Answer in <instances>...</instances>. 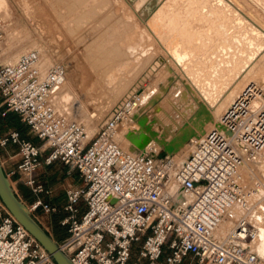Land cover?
Masks as SVG:
<instances>
[{"label":"built area","instance_id":"2783aa9c","mask_svg":"<svg viewBox=\"0 0 264 264\" xmlns=\"http://www.w3.org/2000/svg\"><path fill=\"white\" fill-rule=\"evenodd\" d=\"M39 62L38 51L30 49L13 63H0V118L16 115L38 141L21 138L12 127L0 130V153L13 147L9 158L16 157L13 168L3 172L35 197L26 206L30 214L56 212L38 197L51 195L38 179L41 166L57 161L77 173L83 187L64 190L66 216L59 225L67 227V237L56 242L71 264H181L184 259L185 264H264L253 251L258 228L248 218L254 205L248 206L240 172L245 161L257 163L264 150L263 89L253 83L241 89L177 162L174 154L160 156L159 149L124 150L117 140L119 125L138 107L134 93L85 140L81 124L57 101L64 65L55 62L41 70ZM78 202L85 211L77 219ZM235 206L246 210L245 217L217 238L215 231ZM0 264H54L1 201Z\"/></svg>","mask_w":264,"mask_h":264},{"label":"rangeland","instance_id":"374dc122","mask_svg":"<svg viewBox=\"0 0 264 264\" xmlns=\"http://www.w3.org/2000/svg\"><path fill=\"white\" fill-rule=\"evenodd\" d=\"M138 1L0 0V63H13L30 49L40 53L43 70L52 63H62L66 69L65 83L58 90L57 101L70 119L81 124L85 140L96 133L115 105L134 93L140 98L138 116L145 119V126L160 140L176 141L180 128L183 124L189 126L188 118L202 102L182 75L193 65L201 74V58L213 60L210 81L216 87L222 85L223 78L232 83L240 75L249 78L264 72V46L257 45L256 34L249 29L255 23L245 21L243 12L236 11V2ZM248 6L264 19V0ZM143 10L148 11L146 16H142ZM176 40L189 47V64L184 59L179 65L171 63ZM128 121L117 129L121 145L126 132L139 130ZM16 122L24 137L37 144L26 126ZM8 127L0 123L1 132ZM192 146L184 144L174 154L177 162ZM14 153L13 149L10 155ZM263 159L257 158L253 165L249 161V170L242 172L241 185L254 192L251 198L258 196L259 191L264 196V176L260 171ZM15 160L16 157L11 161ZM43 170H37L39 180H43ZM15 179L9 178L11 188L24 202L13 183ZM20 186L31 196L26 187ZM262 206L264 202L258 209ZM37 220L40 221L38 217ZM259 223L264 225V220Z\"/></svg>","mask_w":264,"mask_h":264},{"label":"bare ground","instance_id":"6f19581e","mask_svg":"<svg viewBox=\"0 0 264 264\" xmlns=\"http://www.w3.org/2000/svg\"><path fill=\"white\" fill-rule=\"evenodd\" d=\"M139 1H141V0H139ZM139 1H138V3H139ZM215 1H216V3H218V0H215ZM226 1L228 3H230L228 0H226ZM231 1L233 3L236 2V4H235L236 5L235 7L237 8L236 11L239 12V10H241L240 12L241 13L243 12V15H245V18H247V20L245 19V21L253 20V22L255 24H253V23L250 24L251 25L249 28L250 32H254L256 34V37L254 40H255V42H257V45L264 46V19L262 17H260L257 13H255L252 7L248 6V4L252 5V3H254V1H257V0H250V2H243V1L237 2L236 0H231ZM146 14H148V11L143 10L142 16H146ZM148 21H151V16L148 18ZM1 41H2V38L0 40V43H1ZM172 47H173V52H172L173 58L171 59L172 60L171 63H173L175 65L176 64L179 65V61H181L182 59H184V61H187L188 64L191 62V60H190L191 56L188 55V53L190 52L189 47L184 46L183 43H181L177 40L175 41V43L173 44ZM205 49L209 50V48H204V51H205ZM38 54L40 57L39 52H38ZM186 55H187V57H186ZM162 59H163V57H162ZM165 62H166V60H165ZM199 62L203 65L201 74L196 72L197 67L195 65H193L192 70H190L189 72L183 71L182 75L184 76L185 80L189 83L191 89L198 93V95L200 96V98L202 100L201 103L209 110V112L211 114V121L207 122L203 126V133L202 134H198L197 138L193 137L190 140V143H187V147L192 146L195 143L199 142V140L203 137L204 132L210 127L211 123L213 121L218 120V118L222 114V112L230 105V103L233 101V99L237 96L238 92L241 91V88L244 85V83L247 82V84H245V86L248 85L249 83H253L258 87H260V85H261L264 88V72H261L258 75L255 74V75L249 76V78H248V76L245 77L244 75H240L236 80H233L234 82H232V83H228L223 78L221 80V82H222L221 86H219V87L213 86L212 81H210V78H211L210 72L212 71L213 60L210 58L206 59L204 57V58L199 59ZM39 67L41 70H43V67L41 66V61L39 62ZM183 69H185V68H183ZM64 83H65V80H64L63 84ZM257 83H259L260 85H258ZM61 86L59 88H61ZM59 88H58V90H60ZM135 95L139 98L138 94H135ZM139 100H140V98H139ZM140 111H141V108H138V109H136L135 112L137 114H139ZM216 117H217V119H216ZM128 122L130 123V126L132 124L133 125L135 124V122H131V121H128ZM129 123H127V124H129ZM127 124H126V126H127ZM118 139L121 140L120 135H118V133H117V140ZM155 139L160 140L157 137ZM179 140H180V137H178L176 141H179ZM124 141H125V143L123 145H121L122 148L124 150H129L131 152H134L133 148H130V143L126 139ZM149 144L150 145L148 148H146V150L155 149V147H158L157 143H155L153 141H150ZM192 149H193V146H192ZM188 153H190V152L188 151L185 154V156L182 158V160L188 155ZM260 157L264 158V152L259 154V156L257 158H260ZM174 159H175V157H174ZM248 163H249L248 161H245L243 166L240 168L242 179L244 176L242 172H246L250 168ZM260 171L262 172V174L264 176V159L262 160V165L260 166ZM241 183H242V181H241ZM242 188H243V186H242ZM243 189L247 193L248 206L254 205L253 206L254 209H253V211H251L248 214V218H250L253 225L258 228L257 234L259 236V239L257 240V242H255L253 244V251L257 255L264 257V225L259 223V222L264 220V206H262L261 208L258 209V206L264 202V196H262L263 192L259 191L258 196L251 198L254 192L249 190V189H246V188H243ZM185 200L189 201L188 198H185ZM245 211H244V209H241V208L236 207V206L229 209L227 211L226 215L224 216L222 222L218 226L217 230L215 231V236L219 239L224 238L230 232V230L233 228L235 222L239 218L245 217Z\"/></svg>","mask_w":264,"mask_h":264},{"label":"water","instance_id":"95a60500","mask_svg":"<svg viewBox=\"0 0 264 264\" xmlns=\"http://www.w3.org/2000/svg\"><path fill=\"white\" fill-rule=\"evenodd\" d=\"M128 120L135 122L139 128L137 132L130 131L124 134L125 139L130 143L134 151H144L149 147L150 141H153L157 143V149L160 150V156H169L175 154L184 144L189 143L193 137L197 138L198 134H202L203 126L207 122L211 121V114L202 103H198L196 109L187 120L189 126L183 124L182 128H180L179 132H181V135L179 136V141L156 140L155 133L150 131L149 126H145V119L143 117H139L136 112L133 113ZM177 199L180 200L181 196L179 195ZM178 200H176L175 203H179L181 205L185 203L183 200H181V202H177ZM0 201L15 221L19 223L28 232V234L39 243V245L50 256L54 264H71L69 259L59 250L55 240H53V238L42 229V227L32 217L24 203H22L15 195L10 186L9 180L4 175L1 164Z\"/></svg>","mask_w":264,"mask_h":264},{"label":"crops","instance_id":"0c3cea01","mask_svg":"<svg viewBox=\"0 0 264 264\" xmlns=\"http://www.w3.org/2000/svg\"><path fill=\"white\" fill-rule=\"evenodd\" d=\"M13 149L7 147L6 151L0 153V161L4 171H9L13 168V162L11 161L12 159L9 158L11 156L10 154L13 153ZM41 168L44 169V175L42 176L43 180L40 181L42 182L45 189L51 190V195L45 196L40 194L38 197L50 207L55 208L56 212L43 213L40 209H37L31 214L37 223L42 227V229L49 236H51L55 242L58 243L67 237V227L59 225V221L66 216V213L62 211V207L65 203L64 190L68 187L80 189L83 187V183L74 170L61 164L60 162L55 161L50 165L41 166ZM55 172H58V174L54 178L52 175ZM20 185L21 184L19 182H16L17 189L19 190L22 198H24L26 201L21 202H23L24 205L29 206L35 200V197L32 194H30L31 196L27 195L24 191V188ZM76 208V218L78 219L85 211V206L82 202H78ZM33 213L37 214V217L40 219V221L37 220V217H35ZM133 257L134 256L131 257V260ZM186 262L187 259H184L181 264H185ZM140 264L146 263L145 261H142Z\"/></svg>","mask_w":264,"mask_h":264},{"label":"trees","instance_id":"16d2710c","mask_svg":"<svg viewBox=\"0 0 264 264\" xmlns=\"http://www.w3.org/2000/svg\"><path fill=\"white\" fill-rule=\"evenodd\" d=\"M15 118L19 122L16 115H14L12 113H8V114H6V116L4 118H0V123L1 122L4 124L6 123L7 126L16 129L19 132L21 138L27 139L26 137H24L23 131H22L21 127H19V124H17Z\"/></svg>","mask_w":264,"mask_h":264}]
</instances>
